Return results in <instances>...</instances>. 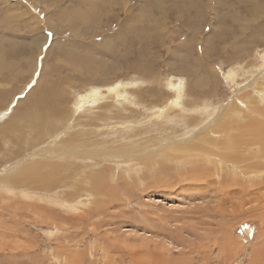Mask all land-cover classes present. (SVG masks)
I'll return each instance as SVG.
<instances>
[{
    "label": "rangeland",
    "instance_id": "rangeland-1",
    "mask_svg": "<svg viewBox=\"0 0 264 264\" xmlns=\"http://www.w3.org/2000/svg\"><path fill=\"white\" fill-rule=\"evenodd\" d=\"M253 121L264 0H0V264H264Z\"/></svg>",
    "mask_w": 264,
    "mask_h": 264
},
{
    "label": "bare ground",
    "instance_id": "bare-ground-1",
    "mask_svg": "<svg viewBox=\"0 0 264 264\" xmlns=\"http://www.w3.org/2000/svg\"><path fill=\"white\" fill-rule=\"evenodd\" d=\"M198 127V126H197ZM219 129V128H218ZM217 130V129H216ZM220 130V129H219ZM165 133V132H164ZM165 137V136H164ZM235 137H237V138H239L238 140H240L239 142H237L236 141V146L235 147H233V145L235 144V143H233L234 141H232V140H230V143H228L227 144V146H226V148H228V149H234V151L233 150H231L232 152H230L231 154L232 153H234L235 155L233 156L232 155V157L230 156L229 158L230 159H232L233 161H237L238 163L241 161L239 158H238V154L240 153L241 155H243L244 156V159L245 160H247L248 162H250V158H252L253 156L255 157L254 159H256V161L255 162H257V161H259V162H261L262 164L264 163V123L263 122H257V121H253L252 123H250L249 125H248V127L247 128H245V129H242L240 132H239V134H237ZM259 143H262L263 144V146H262V153H263V155H260V152H256L257 151V149L256 148H254V147H256V146H254L255 144L257 145V144H259ZM261 144V145H262ZM260 145V146H261ZM254 146V147H253ZM226 150V149H225ZM224 150V151H225ZM256 150V151H255ZM253 151H255L257 154H255V155H249L251 152H253ZM61 152V151H60ZM225 153V152H224ZM223 154V153H222ZM230 155V154H229ZM246 156H248V158L246 157ZM228 158V159H229ZM253 159V158H252ZM249 164V163H248ZM219 165V164H218ZM221 165V164H220ZM255 166H257V165H255ZM236 168V167H235ZM263 166H258V169L257 170H259L258 172H252V173H259L260 171H262L263 170ZM248 171L250 170V169H253V165L251 164V166H249L248 168H246ZM238 171V170H237ZM237 173V172H236ZM239 173V172H238ZM248 174H251V173H249L248 172ZM252 175V174H251ZM232 176V175H231ZM253 176V175H252ZM251 176V177H252ZM249 176L247 175H242V180H240V178H238V177H236V179H234V180H232V179H230L229 178V176L228 175H226L225 176V179L230 183V185L229 186H223L224 188H226V189H229V188H231L232 186H231V184H235V185H241L242 186V188L244 187L243 186V184H242V182L245 180V179H247ZM20 181V180H19ZM259 183H261V185L263 186V188H264V182H259ZM14 184V183H13ZM223 184H225L224 182H223ZM234 185V186H235ZM238 187V186H237ZM255 188H258L257 189V191L258 190H260V187H259V185L258 184H256L255 186H254ZM6 188V187H5ZM6 189H8V187L6 188ZM11 190V189H10ZM222 190H223V188H222ZM7 191V190H6ZM34 191V190H33ZM24 192V191H23ZM238 192V191H237ZM22 193V192H21ZM25 193V192H24ZM234 193V192H233ZM16 195V194H15ZM20 195V194H19ZM39 195V194H38ZM256 198V197H255ZM39 199H41L40 197H39ZM258 199V198H257ZM261 199V198H260ZM261 203V202H260Z\"/></svg>",
    "mask_w": 264,
    "mask_h": 264
}]
</instances>
